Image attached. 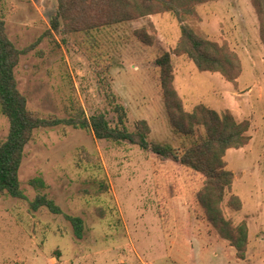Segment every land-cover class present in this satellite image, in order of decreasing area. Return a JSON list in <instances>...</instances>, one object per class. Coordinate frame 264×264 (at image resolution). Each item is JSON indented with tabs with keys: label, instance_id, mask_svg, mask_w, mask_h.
<instances>
[{
	"label": "rangeland",
	"instance_id": "374dc122",
	"mask_svg": "<svg viewBox=\"0 0 264 264\" xmlns=\"http://www.w3.org/2000/svg\"><path fill=\"white\" fill-rule=\"evenodd\" d=\"M57 7V0L0 4L10 41L20 50L35 44L15 68L30 111L76 119L102 113L112 126L122 114L129 132L147 127L150 143L187 145L194 139L170 125L157 71L147 68L167 54L183 111L203 105L229 113L248 125V142L225 152L233 175L219 199L200 176L128 142L68 126L39 129L19 170L26 200L0 195V264H264V38L251 0L199 3L182 22L171 13L147 15L89 34L53 32ZM181 25L236 65L237 79L200 72L184 53ZM142 32L150 44L140 41ZM8 130L0 113V143ZM37 177L46 185L40 193L63 214L31 210L39 191L29 181ZM64 215L83 220L82 239ZM207 215L223 234L246 236L242 259Z\"/></svg>",
	"mask_w": 264,
	"mask_h": 264
},
{
	"label": "trees",
	"instance_id": "16d2710c",
	"mask_svg": "<svg viewBox=\"0 0 264 264\" xmlns=\"http://www.w3.org/2000/svg\"><path fill=\"white\" fill-rule=\"evenodd\" d=\"M220 0H57L58 7L51 20V29L56 33H86L98 31L109 26L121 24L147 15L171 13L178 22L196 16L195 6ZM3 0H0V4ZM260 24L261 37L264 38V0H251ZM181 41L187 46L184 53L195 63L200 72L220 73L227 81H235L238 68L224 62L217 54L210 52L211 44L199 38L188 26L181 25ZM139 39L144 44L151 41L142 32ZM264 42V41H263ZM37 43V42H36ZM32 44L26 49H18L8 38L5 23L0 18V113L8 120L9 130L4 141L0 143V195L26 200L19 180V170L27 144L34 132L58 126H68L90 132L98 140L114 143L128 142L144 151L151 152L160 159L170 160L180 167L200 176L217 197L230 186L231 171L223 162L227 150L245 146L248 137L246 123H238L229 113L219 115L214 110L198 105L192 113H186L173 87V73L169 56H159L147 65L157 71L156 82L161 92L170 125L183 140L194 139L189 144L175 148L167 144L150 143L147 139L148 129L143 123L136 125L135 132H129L118 116V124L112 126L102 113L80 119L42 117L27 107L26 97L19 91L15 78V68L20 57L34 48ZM213 47V46H212ZM234 72V73H231ZM121 110V109H120ZM203 131V132H202ZM29 185L39 191L30 202V208L37 211L45 208L49 213L61 215L60 207L45 194L46 188L42 178L29 181ZM200 205L207 209V203L200 196ZM70 224L76 239H82L84 222L77 216L64 215ZM210 224L219 231L222 238L231 242L240 256L246 252L247 239L223 234L221 227L207 215ZM223 223V222H222ZM225 224V223H223ZM225 226V225H224ZM224 230L227 229L223 227ZM244 246L240 247L239 244Z\"/></svg>",
	"mask_w": 264,
	"mask_h": 264
}]
</instances>
